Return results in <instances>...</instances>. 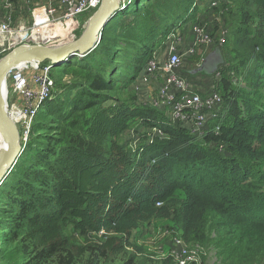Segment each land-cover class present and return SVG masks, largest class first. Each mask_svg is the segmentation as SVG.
Wrapping results in <instances>:
<instances>
[{
    "label": "trees",
    "instance_id": "1",
    "mask_svg": "<svg viewBox=\"0 0 264 264\" xmlns=\"http://www.w3.org/2000/svg\"><path fill=\"white\" fill-rule=\"evenodd\" d=\"M226 1L238 2L241 15L234 44L242 50L239 66L245 71V87L230 89L232 103L240 100V106L217 121L218 134L205 137L223 145V153L189 145L186 158L174 154L177 135L189 132L163 121L147 106L103 107L108 97L91 91L105 89L107 82L94 79L80 103L91 111L80 122L83 141L36 152L33 160L39 168L26 169L20 176L29 173L28 179L17 180L14 221L25 230L29 246L22 251L31 247L33 260L66 252L68 259L59 264H70L68 250L74 247L62 231L69 225L89 235L110 232L113 236L98 249L102 256L115 257L130 246L139 224L161 218L174 221L186 241L192 237L213 249L219 264H264V0ZM196 9L175 6L178 20L161 40L191 20ZM156 39L151 49H139L136 75L159 45ZM107 67L110 72L112 65ZM136 120L151 124V129L160 124L169 139L164 140L165 134L149 136L126 151L116 138Z\"/></svg>",
    "mask_w": 264,
    "mask_h": 264
},
{
    "label": "rangeland",
    "instance_id": "2",
    "mask_svg": "<svg viewBox=\"0 0 264 264\" xmlns=\"http://www.w3.org/2000/svg\"><path fill=\"white\" fill-rule=\"evenodd\" d=\"M7 1L9 0H0V24L4 19L6 12L4 5ZM10 1L15 2L16 0ZM218 1L219 7L216 10H210V8L207 11H215L212 21L214 27L209 28L210 37L213 38L214 43L218 41V37L214 39V36H219L220 27L228 31L226 44L219 49L223 56V64L216 72L219 73L221 79L217 83V89L225 101L223 109L225 107V113H227V110L231 111L240 106V100L232 103L230 89L234 91L245 87V71L239 66L242 50L234 44V32L240 25L241 15L238 11V2ZM131 3L133 4L130 7L127 6L128 8L115 15L106 25L95 49L90 54L85 57H74V60L71 59L63 65L52 67L51 98L43 104L26 143L20 141L22 153L10 175L0 186V264H59L60 259H68L66 252H62L37 262L33 260L34 252L31 247L22 251L23 248L26 249L29 246V243L25 238V230L19 228L14 221L16 208L12 205V200L17 194L18 188L15 189L17 180L19 178L22 181L28 179L29 173H26V176H20V174H24L22 172L27 171L26 169L39 168L33 156L36 152L43 153L48 150V145L55 147L56 144H66L75 140L83 141L80 122L86 119L91 111L83 109L86 104L80 103L84 100L83 92L90 89V83L94 79L102 77L107 82L105 89L99 92L90 90L95 95L103 94L108 97V100L102 103L103 107L118 106L120 103L128 106H142L139 103L140 92L136 93L133 86L139 75L135 73V61L139 57V49L142 47L151 49L153 38H157L155 41L157 45L160 44L162 33L178 20V13L174 10L175 6L186 5L188 8L189 5L196 4L195 0H132ZM92 15L93 13L90 12L84 13L67 24L64 29H58L55 40L49 46L54 48L68 44L67 37L70 33L79 39ZM11 28L16 31L20 29V25L14 23ZM8 39L10 44L15 40L9 36H6V39L0 37V60L17 47L9 48ZM201 58L200 54L193 58L197 64L194 69L201 64L203 60ZM108 65H112L110 72H108ZM248 67L253 68L252 62ZM212 81L211 77V86L214 83ZM151 82L157 83L158 88L151 92L153 95L148 102L157 98L161 85L160 79H151L142 87H149ZM153 84L150 87H153ZM6 86L9 101L12 95L9 82H6ZM162 112L168 116L169 109L164 107ZM222 112L224 113L223 110ZM219 113L221 110L217 115ZM164 114L156 115L165 121ZM151 127V124L139 120L132 121L129 128L117 136L116 141L126 151L131 152L149 136L164 138L166 135L164 140L169 139L168 134L163 131L164 135L159 130L161 129L160 124L155 129ZM177 136L178 139L173 141V152L184 158L188 156L187 147L189 145H200L207 150H217L220 153L225 150V148L220 150L218 141L208 138L201 140V137L196 138L185 131ZM219 155L224 157L225 154ZM20 167L22 169L20 173H17ZM175 197L179 198L181 194L176 193ZM62 231L67 238L68 245L74 247L73 250H68L71 253L70 264H173L170 247L175 240L184 241L183 243L188 248L195 251L198 263L219 264L213 249L192 237L186 241L181 228L170 219L156 218L149 223L139 224L133 232L130 246L115 257L99 254L100 245L108 237L113 236L110 232L97 237L84 232L80 233L70 225L63 227ZM12 233L17 236H12Z\"/></svg>",
    "mask_w": 264,
    "mask_h": 264
},
{
    "label": "built area",
    "instance_id": "3",
    "mask_svg": "<svg viewBox=\"0 0 264 264\" xmlns=\"http://www.w3.org/2000/svg\"><path fill=\"white\" fill-rule=\"evenodd\" d=\"M102 0H16L7 1L4 5L5 15L0 24V37L9 36L12 32L23 33L20 40H14L7 44L9 48L20 45H41L50 47L55 40L58 29H64L67 24L78 19L84 13H94L101 5ZM130 0L125 4L128 5ZM193 8L205 6L206 10H216L219 7L218 0H195ZM124 6V8H125ZM203 9V10H204ZM205 16L200 14L194 16L188 22L170 31L160 44L151 52V56L139 73L134 83L136 93L151 79H160L158 96L156 99L146 102L147 106L159 114H164V107L169 109L168 116L165 115L169 124L174 127L185 129L191 136L201 137L203 140L208 134H218L219 124L217 121L224 117L222 110L224 101L217 89L220 82L219 73L214 75V83L207 94L195 91L187 80L180 76L177 69L182 62V56H195L197 49L202 47L221 48L226 44L228 31L219 28V36H214V43L209 28L215 16V11H205ZM17 23L20 29L13 31L11 25ZM186 25L189 32L193 34L194 41L185 52L180 51L181 33L180 27ZM69 43L77 40L70 33L67 37ZM5 45V43H4ZM3 45V46H4ZM163 51L166 57L163 59L159 53ZM53 66L50 63L29 61L22 63L6 76L9 82L11 98L5 97L6 111L9 118L15 124L19 140L26 143L34 121L41 111L43 104L51 98L50 75ZM221 113L218 114V111ZM220 150L223 145L219 144ZM107 231L101 229L97 237L105 235ZM109 233V232H108ZM184 242V241H183ZM180 240H175L170 247V257L173 264H200L196 252L188 248Z\"/></svg>",
    "mask_w": 264,
    "mask_h": 264
},
{
    "label": "water",
    "instance_id": "4",
    "mask_svg": "<svg viewBox=\"0 0 264 264\" xmlns=\"http://www.w3.org/2000/svg\"><path fill=\"white\" fill-rule=\"evenodd\" d=\"M128 0H102L100 7L93 13L83 34L74 42L59 46L45 47L41 45H20L0 60V133L6 140V147L0 151V186L7 179L17 163L22 149L19 133L6 111L2 85L6 76L14 67L29 61L50 63L52 66L65 64L74 57H85L96 47L106 25L115 15L124 10ZM223 64L219 48L214 49L190 75H215Z\"/></svg>",
    "mask_w": 264,
    "mask_h": 264
},
{
    "label": "crops",
    "instance_id": "5",
    "mask_svg": "<svg viewBox=\"0 0 264 264\" xmlns=\"http://www.w3.org/2000/svg\"><path fill=\"white\" fill-rule=\"evenodd\" d=\"M205 6L197 8L195 11V15L200 14L201 17H204L205 11H207L206 9H204ZM204 9V10H203ZM180 33L182 36L181 39V43H180V51L181 52H185L189 49V46L192 44V42L194 41V37L193 34L191 32L188 31L187 26L184 25L182 27H180ZM214 49V47H202L200 49H197L196 55L198 56V54H200V56L202 57L201 59H204L209 53H211ZM202 54V55H201ZM160 57L163 59L164 57H166V54L163 51H160L159 53ZM195 55V56H196ZM195 56H188V55H183L182 56V62L180 67L177 69V72L180 76L184 77L187 82L190 84V86L197 92H199L200 94H207L210 89H211V77L213 79L212 82H214V75L212 76H208V75H204V74H197V75H190V71L194 70L195 66L197 65L195 63V60L193 61V58ZM223 57V56H222ZM203 61V60H202ZM199 76H203L202 78ZM153 83L151 82L150 86ZM153 87H141V91L139 93L140 98H139V103H141L142 105L146 104V102H148L150 100V97L153 95V90H157L158 85L157 83L153 84Z\"/></svg>",
    "mask_w": 264,
    "mask_h": 264
},
{
    "label": "bare ground",
    "instance_id": "6",
    "mask_svg": "<svg viewBox=\"0 0 264 264\" xmlns=\"http://www.w3.org/2000/svg\"><path fill=\"white\" fill-rule=\"evenodd\" d=\"M13 38H15L16 40H20L21 37H23V33H19V32H12L10 34ZM4 37V36H1ZM2 94L4 95V97H6L7 95V86H6V82H4V84L2 85ZM6 147V140L4 139V137L2 136V134L0 133V151H3Z\"/></svg>",
    "mask_w": 264,
    "mask_h": 264
}]
</instances>
